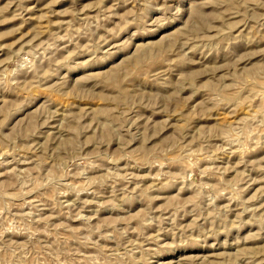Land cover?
Listing matches in <instances>:
<instances>
[{
    "label": "rangeland",
    "instance_id": "obj_1",
    "mask_svg": "<svg viewBox=\"0 0 264 264\" xmlns=\"http://www.w3.org/2000/svg\"><path fill=\"white\" fill-rule=\"evenodd\" d=\"M0 264H264V0H0Z\"/></svg>",
    "mask_w": 264,
    "mask_h": 264
}]
</instances>
